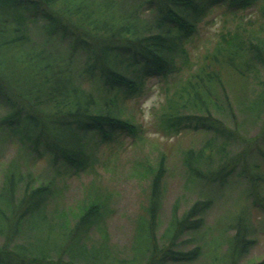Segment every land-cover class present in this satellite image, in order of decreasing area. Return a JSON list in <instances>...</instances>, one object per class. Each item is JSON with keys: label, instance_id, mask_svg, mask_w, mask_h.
Masks as SVG:
<instances>
[{"label": "trees", "instance_id": "obj_1", "mask_svg": "<svg viewBox=\"0 0 264 264\" xmlns=\"http://www.w3.org/2000/svg\"><path fill=\"white\" fill-rule=\"evenodd\" d=\"M218 5L234 24L192 62L188 45ZM150 77L165 91L156 115L162 131L200 135L184 156L189 178L221 185L243 176L264 218L259 165L247 160L249 147L230 149L243 138L241 113L264 114V0H0V147L16 145L1 166L0 264H195L205 245L204 264H264V256L242 262L253 241L246 205L219 222L209 243L200 230L210 198L183 209L176 200L158 231L164 153L155 163L145 158L148 202L130 245L110 242L111 208L95 197L72 221L59 204L48 210L55 183L38 181L29 162L44 155L54 170L85 169L93 141L120 131L140 138L133 110Z\"/></svg>", "mask_w": 264, "mask_h": 264}, {"label": "rangeland", "instance_id": "obj_2", "mask_svg": "<svg viewBox=\"0 0 264 264\" xmlns=\"http://www.w3.org/2000/svg\"><path fill=\"white\" fill-rule=\"evenodd\" d=\"M252 9L242 10L248 13ZM254 13V11H253ZM232 14L223 5H218L202 18L199 23V31L188 45L190 61L196 62L207 47L211 48L218 39V32L233 26ZM184 75V74H182ZM179 77L173 73V78ZM155 77L146 80V91L136 98L138 107L133 112L136 122L139 124L140 138L134 139L124 131L118 136L91 146L95 160L85 169L75 170L61 167V171L54 170L46 156L38 157L36 161H30L29 169L33 175L42 181L52 179L55 190L49 194L46 203L48 210L54 209V205L64 208V215L70 221L74 220L85 203H91L92 198H97L98 203H106L111 210H107L104 216L110 242L124 247L133 243L134 230L139 215L144 213V206L148 202L149 177L144 171L145 158L150 163H155L161 153L165 154V170L163 177L162 195L160 198V226L161 231L170 214L171 207L178 200L180 209L196 200L210 198L206 209L205 224L201 228L200 238L206 243L211 240V235L217 233L215 228L223 227L229 223L228 218L243 206H248L253 234V241L247 250L245 258L259 259L264 256V218L261 210L252 205V196L246 197L245 188L248 186L243 176L231 175L219 185L217 183L206 184L193 181L189 178L184 164V156L190 147L199 145V136L190 128H184L179 132L164 133L157 119L159 106L164 103L165 91L161 82ZM170 89L174 82L167 80ZM185 112H193L186 107ZM2 109L0 108V112ZM244 114V124L241 127V141L232 144L233 151L249 147V162L259 165L262 178L259 182L263 186L264 193V159L258 153L257 147L264 150V136H261L262 118H254ZM258 135V136H257ZM253 138H256L253 140ZM15 143L6 142L0 147V185L3 179L1 166L5 164L15 152ZM26 164L23 166L25 172ZM96 195H98L96 197ZM194 240H189L188 245L193 246ZM215 246V242H212ZM225 244H220V252ZM210 251L205 245L203 256L195 264L210 262Z\"/></svg>", "mask_w": 264, "mask_h": 264}]
</instances>
